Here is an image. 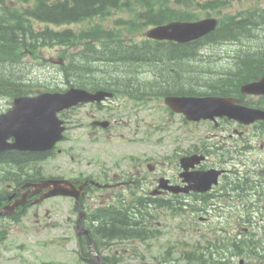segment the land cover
Segmentation results:
<instances>
[{"label": "flooded vegetation", "instance_id": "flooded-vegetation-1", "mask_svg": "<svg viewBox=\"0 0 264 264\" xmlns=\"http://www.w3.org/2000/svg\"><path fill=\"white\" fill-rule=\"evenodd\" d=\"M166 64L170 63L157 64V75ZM241 71L219 73L221 84L210 91L233 105L264 109V95L242 92L241 86L251 80H240L238 76L244 75ZM130 96L115 95L101 103H79L72 112L63 110L59 116L64 120L65 134L50 151H0V209L5 211L0 215V224L8 227L25 222L32 213L38 227L49 226L54 209L46 206V201L62 198L63 202H71L67 213L75 214L68 224L76 228L77 218L82 215L95 245L134 243L139 237L117 239L98 233L95 217L101 218L109 213V206H115L114 211L133 214L135 228L140 227L144 215L151 230L170 220L182 231L194 229L199 239L209 235L214 240H202L203 245H214L209 255L233 264V249L221 248L249 242L244 238L247 235L253 243L260 236L258 232L264 231V119L248 123L215 113L191 122L166 109L167 117L155 123L137 115L142 107L140 95ZM3 102L0 111L11 106L12 97L7 96ZM77 108H84L89 120L81 124L83 132V127L71 119L70 129L75 134L69 136L67 115ZM102 120L108 125L103 126L99 122ZM131 131L133 137L126 138ZM6 141L11 143L13 138L8 136ZM53 153L55 172L50 176L44 167ZM188 155L201 159L183 161ZM208 173L214 174L206 176ZM197 175L209 181L196 182ZM45 178L68 180L63 188L72 190L73 195L43 198L47 189L36 184ZM126 199L135 200V205L125 206ZM142 199L149 202L145 213L141 210ZM260 240H264V234ZM113 257H118L117 251Z\"/></svg>", "mask_w": 264, "mask_h": 264}, {"label": "trees", "instance_id": "trees-1", "mask_svg": "<svg viewBox=\"0 0 264 264\" xmlns=\"http://www.w3.org/2000/svg\"><path fill=\"white\" fill-rule=\"evenodd\" d=\"M230 0H0V62L12 59L17 63L21 61L22 55L33 53L42 47L62 46L68 48L63 53L67 55V60L59 72V78L64 77L73 86L88 88L89 86H102L101 81L95 85L87 83L88 79L95 74L92 69L93 63H119L117 65L116 76L118 79H134L131 73L134 63H151V61H161L166 64L159 70L162 76L154 78L152 81L141 79L143 91H148L152 84L157 82L156 87L163 89L167 93H195L194 87L204 88L212 82H220L208 79L207 82L199 76L193 64L199 63L197 55L198 45L205 42L224 39L228 41H239L252 34L257 25L264 24V5H256L237 14L223 15L219 19L217 27L201 39L185 44L159 45L146 41H136L128 36H121L123 30L136 31L146 25L166 23L171 20H194L206 11L220 12ZM260 1V0H257ZM129 10V19L119 18L121 21L119 28L117 25L110 29L102 27L94 19H105L114 11ZM86 22V25L79 31L71 27L56 29L52 26L70 25L74 23ZM43 23L42 28L36 26ZM256 35V34H253ZM79 44L78 46H76ZM76 46V47H74ZM261 49L254 54L245 55L243 60H238L236 67L242 69L246 76L256 77L264 73V43L254 45ZM74 47V48H72ZM76 49V50H72ZM187 53L188 63L191 67L183 68L180 60ZM252 56V58H251ZM187 57V56H186ZM161 58V59H160ZM4 59V60H3ZM3 63H6L4 61ZM178 64V65H177ZM6 64H4L5 66ZM3 66V67H4ZM151 74V67L146 65ZM7 66L0 70V80L13 77L14 80L24 79L23 69L14 66L10 70ZM142 65L141 68H144ZM179 71V76H174L173 70ZM188 69L187 75L184 72ZM240 71V70H239ZM64 74V76H63ZM242 74V75H243ZM173 75V76H172ZM61 76V77H60ZM4 79V80H2ZM240 79V77H239ZM77 80L74 84V81ZM125 81V80H124ZM230 82V81H229ZM131 84V85H130ZM218 84V83H217ZM1 85V83H0ZM89 85V86H88ZM18 88L27 89L28 86ZM123 87H134V81H125ZM119 87H121L119 85ZM190 89H186V88ZM194 88V89H192ZM142 213L149 205L148 200L142 199ZM129 205L126 203L125 206ZM131 206L135 202L130 203ZM115 207H108L109 213L104 214L99 219L98 233L101 235L123 237H139L141 240L149 237L153 230L149 228L150 223L145 221L146 216L142 215L139 228L134 226V218L131 213L114 211ZM100 210V209H99ZM114 212H110V211ZM131 217V219H129ZM122 224V222H124ZM119 223V224H118ZM136 229V230H135ZM140 229V230H139ZM245 244H238L232 248L236 255L262 258L264 264V240L254 242V244L244 241ZM87 240L79 244V255L87 264L92 263L88 259L89 246ZM99 246L95 245L97 250ZM198 251L188 253L189 264H223L219 259L211 257L208 253ZM199 255V256H198Z\"/></svg>", "mask_w": 264, "mask_h": 264}, {"label": "rangeland", "instance_id": "rangeland-1", "mask_svg": "<svg viewBox=\"0 0 264 264\" xmlns=\"http://www.w3.org/2000/svg\"><path fill=\"white\" fill-rule=\"evenodd\" d=\"M256 1L257 0H230L229 5L223 9L222 13H212V16L220 17L225 14H235L243 9L251 7ZM256 4H264V0L258 1ZM130 15L131 13L129 11L124 10V12L121 13H113L106 20L101 19L100 22L106 27H112L115 18L119 16L128 18ZM85 25L86 23H77L71 24L69 27L79 31ZM147 28L148 27H144V29L136 30L137 40L144 37V32ZM253 34L263 37L264 25H257ZM262 37L259 39H262ZM245 42L249 43L247 40H245ZM230 48L236 49L237 47L234 44H225L221 47H218V44L206 46L203 49L202 56H208L206 59L208 66L211 63L212 67H216L217 64H220V61L224 62L227 60L222 59L221 55L214 54L220 52V50H230ZM60 49L61 48L58 46L43 48L39 59L36 57L32 58L31 56L27 58L22 57L24 64L21 61L16 64H9L8 62L3 63V61H1L0 69L2 70L5 66L8 68H13L14 66H18L19 68L23 67V73L29 74L32 79L40 80L45 83L47 82V84H50V82L51 84H57V82L59 83V80H57L59 73L58 67L63 64L58 54V50ZM30 63H32V66ZM4 64L6 65L4 66ZM29 67L31 68L29 69ZM162 111V107L158 106L153 111H143L142 115L153 112V118H158L163 115ZM74 117L78 125L81 124V120L84 119L81 113L74 115ZM67 126L69 127L70 124H67ZM190 127L194 129L192 126ZM73 134L75 133L72 128H69L68 135L71 136ZM163 135H165V133ZM126 138L132 137L127 134ZM64 145L65 143L61 146ZM132 149L131 147L127 150ZM157 149H161L160 146H157ZM161 150L165 152L164 148ZM55 164V158H50L45 163L44 171L46 175L54 174ZM65 200L67 202H63L61 198H58V200L46 201V206L50 205L54 209L50 217L51 225L46 229H42L41 227L38 228L37 225L34 224L36 217L32 213H29L27 221L13 224L12 228L6 231L7 235L0 240V264H81L78 260L77 241L74 231L70 224H68V218L72 216L67 213L69 207H71V202L68 199ZM160 221L163 223L162 219H160ZM55 224L57 225L55 226ZM172 226L174 227L173 221L166 220L165 224L161 227L160 235L155 239H150L142 243H115L107 250H102L101 253L111 255L113 251H117L120 257V264H134L139 260L146 263L185 264L184 252L200 249L203 243L198 240L194 229L188 228L182 231V229L178 227L172 229ZM23 228L25 229L23 230ZM133 254L136 256L130 257ZM138 257L140 259H138ZM238 258L239 256L236 258V261Z\"/></svg>", "mask_w": 264, "mask_h": 264}, {"label": "water", "instance_id": "water-1", "mask_svg": "<svg viewBox=\"0 0 264 264\" xmlns=\"http://www.w3.org/2000/svg\"><path fill=\"white\" fill-rule=\"evenodd\" d=\"M214 26V19H203L196 22L173 21L150 29L147 35L155 39H170L185 42L202 36L213 29ZM243 91L255 94L264 93V76L258 81L244 85ZM72 92L70 90L66 95L60 96V98L55 94H45L35 98L20 99L14 110L2 116V125H7L6 127L10 130L11 134H15L19 138L22 147L34 148L35 140H42L45 143V147L48 148L57 139L59 132L55 113L64 104L72 103V99H75V95ZM76 93L80 100L88 99L86 92L77 90ZM166 103L176 110L184 112L190 119H199L216 112H228L233 116H237L239 112H243V117L239 118L247 121L264 118V111L257 109H247L245 111L235 109V111L230 109L226 99L215 97H168ZM56 182L55 180H46L42 183L43 187L53 185V189L48 195L62 192L55 189ZM98 261H100L99 258ZM101 264L105 263L101 262Z\"/></svg>", "mask_w": 264, "mask_h": 264}, {"label": "bare ground", "instance_id": "bare-ground-1", "mask_svg": "<svg viewBox=\"0 0 264 264\" xmlns=\"http://www.w3.org/2000/svg\"><path fill=\"white\" fill-rule=\"evenodd\" d=\"M262 25H264V24H262ZM256 28H254V30H255ZM251 31V33H252V30H250ZM214 44H218V47H221V46H223V45H225V44H229V41L226 39V40H224V39H218L217 41H210V42H205V43H201L200 45H198V47L199 48H202V50L206 47V46H210V45H214ZM224 53V54H223ZM214 55H221V56H224V57H227L226 59L227 60H231L233 57H234V55L233 54H230L229 52H225L224 50H220V52H217V53H215ZM187 58H189L188 57V55H187V57L185 56H183L180 60H182V62L183 63H185L186 62V60H188ZM161 59V58H160ZM4 60V59H3ZM4 61H6V62H8L9 64L11 63V64H13V63H15V62H13V60H4ZM3 61V62H4ZM161 61H163L162 59H161ZM165 61V60H164ZM19 62V61H18ZM17 62V63H18ZM152 62V61H151ZM16 64V63H15ZM145 64H148V63H134V64H132L131 66H132V69H135V68H139V67H141L142 65H145ZM132 69H131V71H132ZM236 71H238V70H236ZM216 85H218L217 83H214V82H212L211 83V85H209V89L210 90H217V87H216ZM162 206V205H161ZM164 207H165V205H164ZM159 209V208H158ZM161 209V208H160ZM162 210V209H161ZM167 210H168V208H167ZM159 211V210H158ZM169 211V210H168ZM163 212V211H162ZM162 212H160V213H162ZM166 212V211H165ZM159 214V213H158ZM194 215V214H193ZM198 214H196V216H197Z\"/></svg>", "mask_w": 264, "mask_h": 264}]
</instances>
